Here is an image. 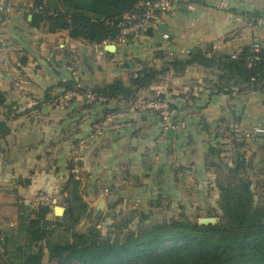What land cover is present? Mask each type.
Masks as SVG:
<instances>
[{
    "label": "crops",
    "instance_id": "1",
    "mask_svg": "<svg viewBox=\"0 0 264 264\" xmlns=\"http://www.w3.org/2000/svg\"><path fill=\"white\" fill-rule=\"evenodd\" d=\"M0 2L9 6L0 11V88L21 113L0 137V223L16 224L18 203L35 202L40 192L68 195L71 173L90 206L101 197L146 194V187L172 193L176 165L205 170L213 145L231 165L240 151L253 171L264 172V87L240 84L217 63H192L181 73L170 65L197 47L218 59L261 39L264 26L255 18L264 0H182L142 34L102 44L71 38L68 30L50 32L45 18L32 24L34 0ZM145 67L162 72L136 101L160 95L170 102L173 139L154 112H131L130 125L104 131L105 105L87 94L69 97L64 88L72 81L88 88L116 79L128 85ZM236 123L243 132L259 131L233 142L223 129Z\"/></svg>",
    "mask_w": 264,
    "mask_h": 264
},
{
    "label": "trees",
    "instance_id": "2",
    "mask_svg": "<svg viewBox=\"0 0 264 264\" xmlns=\"http://www.w3.org/2000/svg\"><path fill=\"white\" fill-rule=\"evenodd\" d=\"M143 1L147 0H34L32 24L39 25L45 18L50 32L68 30L71 38L93 44L113 42L119 38L122 16L137 9ZM192 63L206 67L217 63L232 70L240 84L250 89L264 87V47L255 52L253 43L235 56L223 55L216 59L197 47L189 53V58L170 61L179 73ZM160 72L145 67L130 78L128 85L116 79L88 88L72 81L64 88L90 93L96 98L105 97L106 119L128 110L137 100L138 91L156 81ZM20 114L7 102L6 93L0 88V137L10 133L9 121ZM224 130L233 142L245 138L233 126ZM242 145L241 142L239 146ZM221 152L219 145L211 146L207 163L210 156ZM232 164L231 171L236 174L252 167L240 151L232 158ZM226 186L220 197L222 214L215 223H200L189 217L174 218L170 222L140 221L128 234H121L119 230L112 236L103 235L96 225L87 231L76 230L91 207L75 173H71L63 190L70 191L71 198L62 217L51 219L47 205H41L36 214H31L24 201L18 203L16 225L5 229L0 236V264H43L46 252L49 259L58 260L59 264H264V203H254L248 182L240 185L231 179Z\"/></svg>",
    "mask_w": 264,
    "mask_h": 264
},
{
    "label": "rangeland",
    "instance_id": "3",
    "mask_svg": "<svg viewBox=\"0 0 264 264\" xmlns=\"http://www.w3.org/2000/svg\"><path fill=\"white\" fill-rule=\"evenodd\" d=\"M205 166V170H203L196 165H176V183L172 193L164 192L168 187L158 186L159 192L157 193L153 191L149 193V187H146L147 193L143 195H141L142 193L138 195L130 193V196H119L117 199L115 196L109 202L103 197L106 201L103 210H98L96 207L98 202L95 206L92 204L89 213L81 219L76 230L87 231L96 225L103 235L115 236L119 230H122L121 234L124 235L128 234L130 230H135L140 221L145 223L170 222L174 218L185 217L199 221L202 217H212L217 222L219 215L222 214L220 197L223 188L227 187L226 183L231 179L240 185L242 182L250 183L254 203L260 205L264 203V172H256L251 168L236 174L231 171L233 166L222 159L221 153L210 156L208 163L206 160ZM39 194L49 195L51 198H56V201L43 203L37 199L35 202H25L29 206L28 212L36 214L42 207L41 205H47L51 209L48 214L51 219L64 215H57L54 209L56 206H63L66 210L68 200L71 198L70 193L68 195L62 193L61 197L43 192ZM124 223L127 225L124 226ZM15 225H10L9 222L0 223V236L5 229ZM43 264H59V261L49 259L48 252H46Z\"/></svg>",
    "mask_w": 264,
    "mask_h": 264
},
{
    "label": "built area",
    "instance_id": "4",
    "mask_svg": "<svg viewBox=\"0 0 264 264\" xmlns=\"http://www.w3.org/2000/svg\"><path fill=\"white\" fill-rule=\"evenodd\" d=\"M180 4V0H147L140 3L139 7L135 10L125 13L119 22V38L120 39H130L137 35L142 34L147 31L148 28L153 27L158 21L160 13L170 11L171 9L177 7ZM9 8L3 2H0V11H5ZM257 23L264 26V12L255 18ZM264 47V33L261 39H256L253 41V50L259 52ZM253 59L250 60V63ZM78 95V91L72 90L68 93L69 97H74ZM88 101L96 100L97 102L103 103L106 99L105 97H95L92 94H87ZM131 112H154L156 113L164 125V130L170 128H175L177 123L174 120L173 110L171 108L170 102L160 96L155 95L145 100L135 101L128 110L121 111L109 115L105 121L102 123V129L107 132H118L130 125L131 121L128 114ZM233 130L238 135H245V137H251L259 130H255L251 133L243 132L239 124L233 125ZM75 171H78L76 165ZM37 199L43 203L55 202L56 198H51L49 195L39 194Z\"/></svg>",
    "mask_w": 264,
    "mask_h": 264
},
{
    "label": "water",
    "instance_id": "5",
    "mask_svg": "<svg viewBox=\"0 0 264 264\" xmlns=\"http://www.w3.org/2000/svg\"><path fill=\"white\" fill-rule=\"evenodd\" d=\"M113 44H110L109 47H112ZM175 136V129L174 128H170L167 130V138L169 139H173ZM106 204L105 199L102 197L99 199L96 207L98 208V210H103L104 206ZM54 212L57 215H63L65 212V208L63 206H56L54 209ZM215 218L212 217H202L199 219L200 223H210V222H215Z\"/></svg>",
    "mask_w": 264,
    "mask_h": 264
}]
</instances>
